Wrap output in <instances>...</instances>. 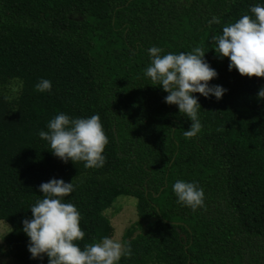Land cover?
Here are the masks:
<instances>
[{"label": "trees", "instance_id": "1", "mask_svg": "<svg viewBox=\"0 0 264 264\" xmlns=\"http://www.w3.org/2000/svg\"><path fill=\"white\" fill-rule=\"evenodd\" d=\"M264 0H0V220L17 261L32 258L23 231L39 186L53 178L72 182L64 198L81 214L85 244L112 237L105 215L121 195L134 196L139 218L122 239L131 256L118 264H264V77L229 69L215 51L223 27ZM219 22H216V21ZM161 55L201 46L227 91L199 98L202 130L169 105V94L145 75L148 50ZM41 79L51 92H39ZM21 81L16 97L3 90ZM7 98V99H6ZM101 117L109 143L100 168L65 163L39 136L49 121ZM177 180L205 193L196 210L178 203Z\"/></svg>", "mask_w": 264, "mask_h": 264}, {"label": "clouds", "instance_id": "2", "mask_svg": "<svg viewBox=\"0 0 264 264\" xmlns=\"http://www.w3.org/2000/svg\"><path fill=\"white\" fill-rule=\"evenodd\" d=\"M250 12L251 15L244 14L224 26L222 34L214 37L215 51L221 58L230 59V70L236 69L247 77H264V5L251 6ZM162 52L163 49L156 46L148 50L151 63L145 75L151 78L152 85L162 86L169 93L164 98L166 103L178 105L179 112L192 121L183 135L193 138L203 127L198 117L201 104L193 93L221 99L227 89L210 85L218 73L205 60L206 52L201 46L179 54L161 55ZM35 89L51 92L52 82L41 79ZM258 96L264 98V87ZM47 128V131L41 130L39 136L49 142L52 153L65 163L83 161L86 168H100L105 164L103 153L109 139L98 114L72 118L59 113L49 121ZM73 181L53 178L39 186L43 198L30 207L32 218L23 221V231L30 238L28 248L32 258L43 259L47 254L49 264H118L123 256L130 257V243L108 236L83 248L76 243L85 237L80 227L81 214L73 203L64 202L74 191ZM172 190L178 203L193 210L204 205V190L195 182L177 180Z\"/></svg>", "mask_w": 264, "mask_h": 264}, {"label": "rangeland", "instance_id": "3", "mask_svg": "<svg viewBox=\"0 0 264 264\" xmlns=\"http://www.w3.org/2000/svg\"><path fill=\"white\" fill-rule=\"evenodd\" d=\"M21 85V81L13 80L3 91L12 97H16L20 92ZM136 201L137 199L134 196L121 195L104 211L114 227V234L111 238L122 241L127 228L139 218ZM11 228L10 223L5 220H0V264H25L17 261L10 254L12 250L5 236Z\"/></svg>", "mask_w": 264, "mask_h": 264}]
</instances>
